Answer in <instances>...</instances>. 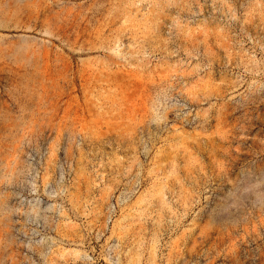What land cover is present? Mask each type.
Listing matches in <instances>:
<instances>
[{
  "label": "rangeland",
  "instance_id": "1",
  "mask_svg": "<svg viewBox=\"0 0 264 264\" xmlns=\"http://www.w3.org/2000/svg\"><path fill=\"white\" fill-rule=\"evenodd\" d=\"M0 264H264V0H0Z\"/></svg>",
  "mask_w": 264,
  "mask_h": 264
}]
</instances>
